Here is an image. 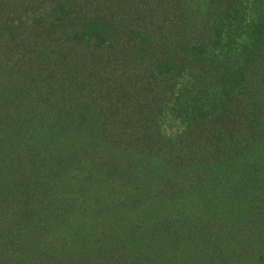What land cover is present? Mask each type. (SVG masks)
<instances>
[{
	"label": "trees",
	"instance_id": "trees-1",
	"mask_svg": "<svg viewBox=\"0 0 264 264\" xmlns=\"http://www.w3.org/2000/svg\"><path fill=\"white\" fill-rule=\"evenodd\" d=\"M0 264H264V0H0Z\"/></svg>",
	"mask_w": 264,
	"mask_h": 264
}]
</instances>
